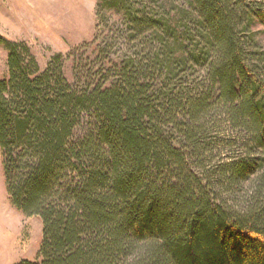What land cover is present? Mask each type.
Instances as JSON below:
<instances>
[{"label":"trees","instance_id":"obj_1","mask_svg":"<svg viewBox=\"0 0 264 264\" xmlns=\"http://www.w3.org/2000/svg\"><path fill=\"white\" fill-rule=\"evenodd\" d=\"M106 10L73 82L0 36L6 192L43 225L18 264H264V0Z\"/></svg>","mask_w":264,"mask_h":264},{"label":"rangeland","instance_id":"obj_2","mask_svg":"<svg viewBox=\"0 0 264 264\" xmlns=\"http://www.w3.org/2000/svg\"><path fill=\"white\" fill-rule=\"evenodd\" d=\"M100 0H0V36L24 43L44 70L51 57L64 56V74L73 82V58L92 54L95 37L102 43L116 29L120 16L103 12L98 22L96 7ZM99 25V28H97ZM264 45V36H261ZM8 75L7 52L0 46V77ZM43 225L38 217H27L10 203L6 192L0 153V264L35 260L42 241ZM9 241L16 249L8 251Z\"/></svg>","mask_w":264,"mask_h":264},{"label":"bare ground","instance_id":"obj_3","mask_svg":"<svg viewBox=\"0 0 264 264\" xmlns=\"http://www.w3.org/2000/svg\"><path fill=\"white\" fill-rule=\"evenodd\" d=\"M16 245H17V243L16 242H10L9 241V243H8V245H6L5 247H6V249L8 250V251H14L15 249H16Z\"/></svg>","mask_w":264,"mask_h":264}]
</instances>
